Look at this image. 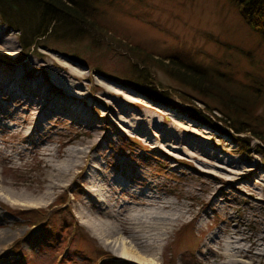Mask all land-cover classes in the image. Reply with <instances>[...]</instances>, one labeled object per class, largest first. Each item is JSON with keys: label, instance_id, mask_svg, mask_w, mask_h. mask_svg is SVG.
I'll return each instance as SVG.
<instances>
[{"label": "rangeland", "instance_id": "obj_1", "mask_svg": "<svg viewBox=\"0 0 264 264\" xmlns=\"http://www.w3.org/2000/svg\"><path fill=\"white\" fill-rule=\"evenodd\" d=\"M97 12L92 25L96 20L102 25L94 30L109 31L111 38L100 36L106 50L87 51L82 62L65 48L21 49L18 34L0 23L2 40L12 45L0 53V77L21 76L12 86L20 98L24 84L36 82L58 97L63 89L46 85L43 70L56 72L50 63L68 66L79 77L70 89L75 93H66L85 116L74 121L40 113L41 126L32 129L29 108L0 88V264H264V142L229 130L222 113L203 112L205 101L157 68L150 70L154 91L144 94L126 77L124 51L137 49L158 60L178 55L184 65L215 72L216 88L227 81L236 94H226L230 105L264 125V40L229 0H101ZM130 62L144 67L131 56ZM187 72L202 80L198 72ZM241 87L244 96L237 93ZM245 90L258 92V99H248ZM180 91L201 102L185 97L183 103L176 97ZM110 97L127 112L123 122L107 111ZM133 117L142 119L139 131L125 125ZM162 131L167 137L160 143ZM150 141L159 147L152 149ZM202 146L213 162L203 160L211 165L194 156ZM71 147L84 157L66 178L49 180L44 162L59 163ZM233 168L245 174L232 177L226 171ZM159 205L183 215L162 239L134 240L122 233L127 218ZM34 211L47 219L30 227ZM108 223L115 232L105 229ZM232 247L243 249L244 256L224 258Z\"/></svg>", "mask_w": 264, "mask_h": 264}, {"label": "trees", "instance_id": "obj_2", "mask_svg": "<svg viewBox=\"0 0 264 264\" xmlns=\"http://www.w3.org/2000/svg\"><path fill=\"white\" fill-rule=\"evenodd\" d=\"M100 1L0 0V23L18 34L17 37L21 49L27 50L38 46L47 51L52 46L59 49L65 48V51L70 56L82 62L87 51L90 54H97L106 50L104 46L102 47L98 43L100 36L111 38L112 33L109 31L106 33L105 31L94 30V28L98 27L97 25L100 26L101 23L99 24V21L95 19L97 25H92V18L98 13L97 8ZM229 2L243 23L264 40V0H229ZM115 46L119 47V44L116 43ZM127 50H124L127 53V56L124 54L126 58L122 56L129 61L127 63L128 69L126 71L128 73L126 77L134 87L140 90L143 88L144 94L151 95V84H153L151 79L153 75L150 70L151 68H157L168 79L177 83L179 87L194 93L202 99V102L205 101L203 112L207 114H210L211 111L222 113L229 120L227 125L229 130L236 134L249 133L253 138L259 139L262 143L264 142V133L259 131V126H264L262 121L248 114L249 111H245L244 105H242L244 110L241 112L230 105L226 94L231 96L233 94L232 89L227 84V81L223 82L224 85H220V88L217 89L218 80L213 75L215 72H209L205 68L191 65L187 61L184 62V65L182 63L184 60L178 55L158 60V58L151 57L149 54L140 52L137 49L131 48ZM128 54L138 59L144 67L139 68L135 63H131ZM95 68L100 71L99 65L96 64ZM188 69L198 72L197 74L201 75L202 80L197 78L198 75L193 76L190 74L191 72H187ZM245 91L248 99L253 98L254 102L258 99V92ZM180 93L177 92L176 97L183 103L188 102L185 97H190L197 103L201 102L184 91H180ZM237 93L244 96L242 87L237 88ZM234 95L236 94H233L232 97ZM207 102L214 106L208 105ZM33 213L34 215L27 220L30 227L45 223L47 215L41 211H34ZM103 255L107 257L105 259L110 258L108 254Z\"/></svg>", "mask_w": 264, "mask_h": 264}, {"label": "bare ground", "instance_id": "obj_3", "mask_svg": "<svg viewBox=\"0 0 264 264\" xmlns=\"http://www.w3.org/2000/svg\"><path fill=\"white\" fill-rule=\"evenodd\" d=\"M1 35L2 34L0 33V53H4L5 50L11 51L12 45L9 43V41L2 40ZM50 64H51V66H53L55 68L56 72L50 73L48 71L43 70V72L45 73L44 78L46 80H48V83H46V85H51V83H53V84L57 85L58 89L61 88V89L65 90V91L62 90V94H60V95L58 94L59 95L58 97L53 96V94L50 90H47L46 88H44L43 87L44 83H37L36 82L33 85L29 84V83H25L24 87L21 88V89H24V93H22V95H24V96L22 98H20L19 93H17L15 91V89L12 90L13 89L12 86H13L14 80L16 81V80L21 79V76L17 77L16 79L11 74L7 75V77H3V75L0 77V88L2 90H4L5 96H8L11 100L17 102L20 106H25L26 109L29 108L26 115L29 116L28 119H29L30 124H33L32 129H34V127L38 128L39 126H41V124H40L41 123L40 122L41 115H39L40 113H43L44 115H45V113L46 114L50 113V114H52L53 117L55 115H60V116L63 115L66 117L68 116L70 119H72L74 121L82 120V118L85 117L81 113V111L78 110L77 107L74 106L75 103L72 102L71 94L66 93V90L68 92L69 91L72 92L70 89H75V86L72 84L74 83V80H76V78L79 77V75H77L71 68H69L68 66L66 67L63 64H60V63H58L56 65H53V63H50ZM38 68L42 69L40 66H38ZM5 79L7 81H5ZM100 85H102V84H100ZM105 86H106L105 84H103V86H102V88H104V91L108 90V89H106L107 86L106 87ZM110 88H112V87L109 86V90H110ZM112 90H113V88H112ZM72 93H75V92H72ZM114 93L117 94L120 92L115 91ZM76 94L80 95L79 93H76ZM103 94L105 96H107V91L103 92ZM79 97L83 98V96H79ZM110 98L112 101L110 103L111 105L108 106L107 111L109 113H111L112 115L117 116V119L119 118V120L121 119V121L123 122V119L126 120V118L128 116V114H126L127 112L125 113V111L122 110L121 106L113 100L114 98H112V97H110ZM104 104H106V103H104ZM57 105H58V107H60V109L57 108V111H51V109H53L54 107H57ZM30 115H33V116H30ZM128 123H132L135 131H139V128H141L142 119H138V118L133 117L130 120H127L125 125H129ZM79 124H81V123H79ZM149 124L152 125L151 126L152 128H155V125H156L155 121L151 120V121H149ZM82 125L85 126L84 123H82ZM152 136H156V134L155 135L152 134ZM166 137H167V133L163 132L162 134H159L157 136V139H158V141H160V143H162L163 140L166 139ZM158 141H156V143L150 141L152 149L159 147ZM96 142H98V139H96L94 141V143H96ZM94 143H93V145H94ZM165 146L169 147L167 144ZM190 146H194V145H190ZM172 148L174 149L175 147L172 146ZM175 150H177V149H175ZM196 150L199 153V155L197 153L194 155L196 158H198L197 160L200 162L203 161L201 163H206L207 165H211L210 162H213L211 159L212 156H208L210 153L207 151V148H205V146H202V147H197ZM81 155H84L83 150L79 151V149H75V148L71 147V150H68V151L63 153V158L61 161H59V163L52 164V163H49V161H47V162L45 161L43 164V167L45 169H47V174L49 176V180L55 179L56 181L57 180L59 181V180L66 178L67 175L73 170V168H75L77 166L79 159L84 157ZM203 158L209 159L210 162L207 160H203ZM213 160H216L217 163H220V160L218 159L217 156H214ZM213 166L218 167L217 165H214V164H213ZM213 166H210V167L213 168ZM218 168L222 169L223 167H218ZM244 171H246V169L233 168L232 170H229L226 172L230 173L232 177L233 176L239 177V175L245 174ZM219 175H220V173H219ZM214 176L219 178L218 174L214 175ZM86 179L90 183H93L95 181V177H90V178H86ZM83 192L85 195H87V196L92 195L96 199V195L92 194L89 191V189H85V190H83ZM153 207H155L156 211H154V212L153 211L143 212V213L135 214V216H133L131 218H127L125 223L121 227L122 233L132 236V239H134V240L139 239V237L137 235H142L143 238H145V239H150V238H152V236L156 237L158 239H162L164 233H166V231H169L171 229V227L175 223L180 221L183 217V215L180 211H175V212H172L171 210L167 211L168 209H167L166 205H159V206H153ZM108 224L109 225L105 224V226H104L105 229L108 230L109 232H115L113 230V224L112 223H111L112 225L110 223H108ZM245 251H246V249H245ZM130 252L125 248V250H124L125 255L126 254L132 255L131 254L132 252L131 253ZM243 254H244L243 249L232 247L228 250V252L225 255L224 254H222V255L224 256V258L226 257V258L232 259L236 256L242 257V256H244ZM137 258H139V257H137Z\"/></svg>", "mask_w": 264, "mask_h": 264}]
</instances>
